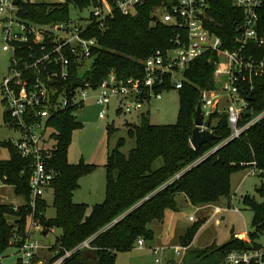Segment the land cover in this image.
<instances>
[{
  "label": "trees",
  "instance_id": "obj_1",
  "mask_svg": "<svg viewBox=\"0 0 264 264\" xmlns=\"http://www.w3.org/2000/svg\"><path fill=\"white\" fill-rule=\"evenodd\" d=\"M90 1L27 3L22 6L20 15L36 23L65 21L69 16V5L81 9ZM159 1L148 0L134 16L114 13L105 21L103 29H98L97 25L89 28L86 36L95 38L98 47L92 50L89 70L83 76L86 82L94 87L110 71L119 78L138 75L141 73L139 61L171 47L174 31L161 24H150V10ZM209 14L221 24L218 34L224 39V45L230 48L225 37L236 34L237 11L232 8L230 0H212ZM260 28L264 34V6L260 11ZM254 53L262 56L264 47L255 49ZM212 60L213 55L206 54L185 69V80L177 90L178 111L174 124L152 125L144 116L137 124H124L126 137L133 141V147L123 154L121 149L126 139L120 137L108 149L104 198L91 207L74 203L72 197L79 188V179L91 173L95 166L85 163L82 158L76 164L67 161L71 135L81 128V123L70 110L62 111L50 120L54 129L50 163L57 174L52 183L54 217L45 218L47 205L44 201H36L34 212L27 205L13 210L11 204H0V249L3 250L14 235H24L26 222L32 216L44 234L52 229L58 230L54 240L66 249L90 239L89 249L75 251L64 264H114L117 254L133 250L137 240L153 241L151 223H162L165 211L176 209L177 196L183 195L193 206L217 203L222 196L229 195L231 175L245 168H254L260 172L255 176L264 180V118L237 138L229 139L226 115L212 113L208 120L216 140L196 150L189 145L199 91L215 87ZM71 80L75 85L83 83L74 72ZM240 85L252 114L261 111L264 108V71L253 79L251 89L246 82ZM250 118L247 111L241 115L238 125H244ZM213 120L217 121L214 125ZM117 130L112 124L108 125L105 129L107 140ZM216 146L218 148L212 151ZM0 147L7 149L9 154L8 160L0 161V181L13 187L15 196L28 202L29 161L21 158L9 142H0ZM255 192L261 202L244 200V205L252 212L248 232L252 242L264 235V182ZM10 217L13 223L6 222ZM203 223L198 221L186 229L179 238L180 246L187 247ZM247 248L249 245L234 238L231 231L226 243L217 248L210 245L198 251L196 257L212 261L210 264H223L226 253Z\"/></svg>",
  "mask_w": 264,
  "mask_h": 264
},
{
  "label": "built area",
  "instance_id": "obj_2",
  "mask_svg": "<svg viewBox=\"0 0 264 264\" xmlns=\"http://www.w3.org/2000/svg\"><path fill=\"white\" fill-rule=\"evenodd\" d=\"M14 1L0 0L1 49L10 53L8 73L0 82V102L4 107L5 127L17 134L16 140L5 142L29 161V201L19 197L23 203L11 204L13 210L27 205L34 212L36 201L52 200V183L57 174L50 163L54 145L50 120L65 110L75 116L82 109L88 92L94 94L92 101L99 108V119L106 117L113 102L114 115L134 116L139 121L146 117L145 106L148 107L152 100H160L162 92H177L181 88L184 71L190 63L212 54L215 87L199 91L203 119L208 120L215 112L224 113L230 130L229 139H233L264 118V108L252 114L240 85L246 82L251 89L253 79L264 71V54L256 56L254 53L255 49L264 47V34L260 28L264 0H230L238 13L236 34L225 37L230 48L218 34L221 24L209 14L212 0H160L150 10V24H161L174 31L171 47L139 61L140 74L119 78L110 71L94 87L83 78L92 61V50L98 47L95 38L86 36L89 28L97 25L98 29H103L105 21L114 13L134 16L148 0H91L87 6L76 8V18L69 15L67 20L54 23H36L20 15L23 5L37 1L16 0L17 4ZM87 9L88 16H82V11ZM205 16L213 22H208ZM72 72L82 79V84L72 83ZM216 81H220V87ZM247 111L251 118L239 126L241 115ZM255 172L251 168L250 174L255 175ZM7 188L13 189L0 181V192ZM221 210L216 207L213 213L218 214ZM29 220V234L24 237L14 235L6 247L0 249V264H64L75 251L89 249L90 239L72 249H66L55 240L44 244L32 232L39 226L32 216ZM189 220L193 221L192 218ZM37 235L45 234L39 230ZM234 238L250 248L229 251L223 264H264V235H259L253 242L248 232L242 237L234 234ZM135 245L143 247L144 242L139 239ZM8 250L14 253L7 254ZM174 250L178 253V248ZM12 257L15 258L13 262L4 263Z\"/></svg>",
  "mask_w": 264,
  "mask_h": 264
},
{
  "label": "rangeland",
  "instance_id": "obj_3",
  "mask_svg": "<svg viewBox=\"0 0 264 264\" xmlns=\"http://www.w3.org/2000/svg\"><path fill=\"white\" fill-rule=\"evenodd\" d=\"M35 1L48 4H63L65 2V0ZM68 8L69 15L73 19L76 18L78 15L77 7L69 5ZM88 13L89 9L82 11L81 15L87 17ZM156 13L159 14V10ZM1 46L0 39V82L8 73L10 59V53L2 51ZM220 84V81H216L217 87H220ZM93 96V93L88 92L82 109L75 113L77 120L81 123V128L72 133L71 144L67 150L68 163L76 164L82 158L85 163L95 166L91 173L79 179V188L73 193L72 197L74 203L86 204L89 207L101 203L104 198V167L108 149L114 146L118 138L123 137L126 139V143L121 151L123 154H127L133 147V141L126 137L124 124L126 122L138 123L134 116L114 115L112 112L113 102L110 103L106 117L99 119L97 116L99 108L93 103ZM145 110L147 111L146 118L152 125L174 124L178 111L176 90L162 92L160 100H152L148 107L145 106ZM3 113L4 107L0 102V142L16 140V132L4 125ZM216 122V120H213L212 125ZM110 124L118 130L107 140L105 129ZM8 158L7 149L0 147V161H6ZM250 171L251 168H245L233 173L230 177L229 195L222 196L218 203L193 206L184 196H178L175 199L176 209L166 212L163 226H160L158 222H154L155 238L153 244L150 246L149 242H145L143 247L135 245L133 250L117 254L114 264H210L212 261L202 260L201 256L196 257L197 252L210 245L217 248L226 243L230 239L231 229L241 237L251 229L252 212L244 205V200L247 198L261 202V198L256 194L255 189L264 180L255 176L260 172L257 171L255 175H252ZM6 191L0 192L3 194L0 197V204L23 203L21 198L11 194L10 188H7ZM46 205L45 218H53L54 209L52 208L51 199L46 201ZM216 207L222 209L218 214L213 213ZM189 218H192L193 221H190ZM198 221L204 223L197 230L190 244L183 247L185 250L179 249L182 247L179 244V238L185 233L186 229ZM6 222L13 223V218H6ZM25 228L24 235L21 237L29 234L30 220H27ZM39 230L44 232L41 226L37 227V231L32 232L44 244L53 243L54 237L59 234L58 230L52 229L45 233L46 235L41 236L37 235ZM176 248H178V253L174 250ZM11 253H14V251H7V254ZM14 260L15 258L12 257L10 260H4V263H10Z\"/></svg>",
  "mask_w": 264,
  "mask_h": 264
},
{
  "label": "water",
  "instance_id": "obj_4",
  "mask_svg": "<svg viewBox=\"0 0 264 264\" xmlns=\"http://www.w3.org/2000/svg\"><path fill=\"white\" fill-rule=\"evenodd\" d=\"M14 4H17L16 0L14 1ZM205 19L208 22H213L208 16H205ZM216 138L217 137L210 129V121L203 119L200 104L198 103L193 119V129L189 138V145L192 149L196 150L201 145H211Z\"/></svg>",
  "mask_w": 264,
  "mask_h": 264
},
{
  "label": "crops",
  "instance_id": "obj_5",
  "mask_svg": "<svg viewBox=\"0 0 264 264\" xmlns=\"http://www.w3.org/2000/svg\"><path fill=\"white\" fill-rule=\"evenodd\" d=\"M10 189H11V194H12L13 196H15V195L13 194V189H12V188H10ZM2 191H6V190L4 189V190H2ZM6 192H7V191H6ZM6 192H5V193H6ZM8 192H9V191H8ZM179 196H181V195H179ZM182 196H183V195H182ZM177 197H178V196H177ZM177 197H176V198H177ZM184 198H185V197H184ZM21 200H22V199H21ZM217 203H218V202H217ZM167 211H168V210H167ZM167 211H165V213H164V219H163V222H162V223H158L160 226H163V224H164L165 215H166V212H167ZM169 211H170V210H169ZM153 226H154V222L151 223V226H150V227H151V229L153 230L154 238H155V228H154ZM231 231H232L234 234H237L233 229H231L230 232H231ZM183 235H184V234H183ZM153 242H154V239H153V241L150 243V246L153 244Z\"/></svg>",
  "mask_w": 264,
  "mask_h": 264
}]
</instances>
